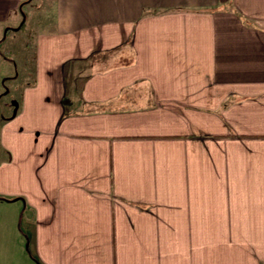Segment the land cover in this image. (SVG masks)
<instances>
[{
  "label": "crops",
  "instance_id": "obj_1",
  "mask_svg": "<svg viewBox=\"0 0 264 264\" xmlns=\"http://www.w3.org/2000/svg\"><path fill=\"white\" fill-rule=\"evenodd\" d=\"M49 12L0 134L12 264H264V0Z\"/></svg>",
  "mask_w": 264,
  "mask_h": 264
},
{
  "label": "rangeland",
  "instance_id": "obj_2",
  "mask_svg": "<svg viewBox=\"0 0 264 264\" xmlns=\"http://www.w3.org/2000/svg\"><path fill=\"white\" fill-rule=\"evenodd\" d=\"M5 2L19 4V8L13 11L9 26L0 25V134L5 125L3 119L13 115L14 102L21 101V92L32 83L33 77L27 74H32L31 72L28 73V67H31L34 62L36 63V43L42 40L41 35L53 30L49 14L53 7V0H5ZM17 20H20V24L25 22L24 27L20 30H17L19 25ZM8 28H10V33L4 39ZM96 59H101V57ZM96 59L94 64L102 63V60L98 62ZM16 64L20 77L18 79H6L18 75L14 71ZM24 67H26L25 70ZM5 132H10V128L6 129ZM4 202L0 201V218L2 219L7 217ZM1 229H3L2 233L4 234L3 260L1 261L2 264H12L10 254H8L10 237L7 236L11 233V227L5 223Z\"/></svg>",
  "mask_w": 264,
  "mask_h": 264
},
{
  "label": "trees",
  "instance_id": "obj_3",
  "mask_svg": "<svg viewBox=\"0 0 264 264\" xmlns=\"http://www.w3.org/2000/svg\"><path fill=\"white\" fill-rule=\"evenodd\" d=\"M24 25H25V22L22 23L21 28H23ZM21 28H20V29H21ZM8 31H10V29H9Z\"/></svg>",
  "mask_w": 264,
  "mask_h": 264
}]
</instances>
